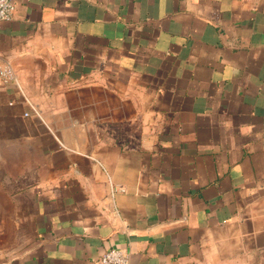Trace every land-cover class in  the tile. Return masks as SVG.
Returning a JSON list of instances; mask_svg holds the SVG:
<instances>
[{
	"label": "crops",
	"instance_id": "crops-1",
	"mask_svg": "<svg viewBox=\"0 0 264 264\" xmlns=\"http://www.w3.org/2000/svg\"><path fill=\"white\" fill-rule=\"evenodd\" d=\"M14 3L0 264H264V0Z\"/></svg>",
	"mask_w": 264,
	"mask_h": 264
},
{
	"label": "built area",
	"instance_id": "built-area-1",
	"mask_svg": "<svg viewBox=\"0 0 264 264\" xmlns=\"http://www.w3.org/2000/svg\"><path fill=\"white\" fill-rule=\"evenodd\" d=\"M14 0H0V23L13 16ZM14 75L8 64L0 59V86L13 80ZM129 254L122 248L111 247L101 254L98 264H129Z\"/></svg>",
	"mask_w": 264,
	"mask_h": 264
},
{
	"label": "rangeland",
	"instance_id": "rangeland-1",
	"mask_svg": "<svg viewBox=\"0 0 264 264\" xmlns=\"http://www.w3.org/2000/svg\"><path fill=\"white\" fill-rule=\"evenodd\" d=\"M4 188V186H2ZM8 187V186H7ZM5 202H0V210L2 211V214H4V211H6V215H8L10 212H9V202H7V207L8 209L5 210ZM10 218V217H9ZM8 218V219H9Z\"/></svg>",
	"mask_w": 264,
	"mask_h": 264
}]
</instances>
